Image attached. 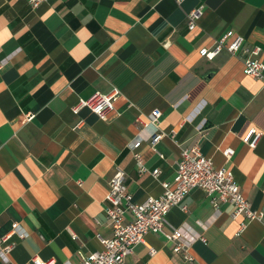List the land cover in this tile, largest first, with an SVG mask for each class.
I'll use <instances>...</instances> for the list:
<instances>
[{"label": "crops", "instance_id": "obj_1", "mask_svg": "<svg viewBox=\"0 0 264 264\" xmlns=\"http://www.w3.org/2000/svg\"><path fill=\"white\" fill-rule=\"evenodd\" d=\"M199 5L191 30L187 13ZM228 31V41L241 35L245 46H260L264 60V0H48L37 8L0 0V247L11 246L0 264H82L112 236L106 195L116 171L136 200L159 196L181 150L197 143L233 170L262 216L238 234L244 218H232L233 205L215 207L196 187L165 225L196 237L195 259L150 232L124 264H264V80L244 72L243 49L211 60L200 53ZM114 87L120 96L105 117L74 111ZM154 109L165 133L157 150L152 126L137 120ZM252 127L263 132L256 147L245 141Z\"/></svg>", "mask_w": 264, "mask_h": 264}, {"label": "built area", "instance_id": "obj_2", "mask_svg": "<svg viewBox=\"0 0 264 264\" xmlns=\"http://www.w3.org/2000/svg\"><path fill=\"white\" fill-rule=\"evenodd\" d=\"M46 1L48 0H29L34 8ZM203 12V5H199L187 13L188 26L191 30L196 28ZM232 36L233 31H228L216 40L213 48H201V55L211 60L222 49H227L232 54L243 49L245 53L243 57L244 72L249 76L264 80V60L260 57L261 47L245 46V39L241 35L228 41ZM119 96L120 89L117 87L108 93L96 92L91 97L82 99L74 107V111L78 113L82 107H88L100 117H105L113 109L114 101ZM161 116L162 111L154 109L148 115L147 120L142 115L137 119L140 124L152 126L153 130L148 139L154 148L165 136L159 127ZM262 134L263 132L257 127H252L245 137V141L251 147H256ZM140 143L141 140L138 139L131 146L136 149ZM224 153L230 157L233 155L234 149L227 148ZM135 156L140 172H147L148 169L141 154L136 152ZM152 173L158 178L161 170L155 168ZM161 183L163 192L159 196H149L143 201H138L128 188L125 171L122 169L116 171L109 181V190L106 195L108 203L106 213L112 227V236L109 238L100 237L103 244L102 249L83 256L82 264H124L125 258L134 251L138 243L144 241L145 235L150 232L165 235L173 243L174 252L183 254L187 261H193L195 258L191 254L190 248L196 237H188L181 228H175L172 232H168L165 230V225L171 208L179 204L196 187L206 193L215 207H218L222 202L233 205L232 218L238 219L241 216L244 218L241 221L238 234L249 221L262 216L261 211L251 207V203L242 192L233 170L227 167H217L211 157L203 154L199 143L181 150L173 181L161 180ZM19 227L18 222L13 223V231H18ZM20 234L25 235L22 232ZM73 235L75 236L74 233ZM4 238L6 239V237ZM10 250V245L0 247V256L5 261L9 260ZM150 251L153 254L156 249L151 247ZM34 262L48 264L39 257H35Z\"/></svg>", "mask_w": 264, "mask_h": 264}, {"label": "water", "instance_id": "obj_3", "mask_svg": "<svg viewBox=\"0 0 264 264\" xmlns=\"http://www.w3.org/2000/svg\"><path fill=\"white\" fill-rule=\"evenodd\" d=\"M211 74H212V73H209V74L207 75V77H210V76H211Z\"/></svg>", "mask_w": 264, "mask_h": 264}]
</instances>
